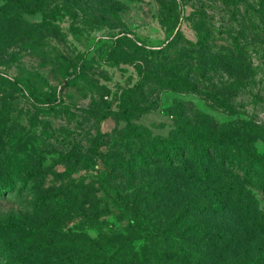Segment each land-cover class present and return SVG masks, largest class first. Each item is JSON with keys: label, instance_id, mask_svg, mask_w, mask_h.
Masks as SVG:
<instances>
[{"label": "rangeland", "instance_id": "1", "mask_svg": "<svg viewBox=\"0 0 264 264\" xmlns=\"http://www.w3.org/2000/svg\"><path fill=\"white\" fill-rule=\"evenodd\" d=\"M255 153L264 0H0V264H264Z\"/></svg>", "mask_w": 264, "mask_h": 264}, {"label": "trees", "instance_id": "2", "mask_svg": "<svg viewBox=\"0 0 264 264\" xmlns=\"http://www.w3.org/2000/svg\"><path fill=\"white\" fill-rule=\"evenodd\" d=\"M176 26V19L174 20V23L169 26V31H174ZM219 138V137H217ZM215 139H211L212 148L211 150L215 153L217 151V145L214 143ZM218 143H221V145H226V141L218 140ZM175 148V155H179L182 151L179 149V146L176 144L173 146ZM163 157L169 158L168 154L162 153ZM261 154L255 153L254 158L251 160L249 164L246 166H242L240 163H238L235 159H230L228 162L231 165L237 166L242 172H243V179L246 183L255 186L257 189L261 191V193L264 195V167L260 163ZM9 184L7 182H0V192L5 191L8 188ZM24 187V184H21L19 189L21 190ZM92 247L96 248L99 251L104 252V257L102 260V264H109L116 252V248H114L111 244H103V245H94L90 244Z\"/></svg>", "mask_w": 264, "mask_h": 264}]
</instances>
